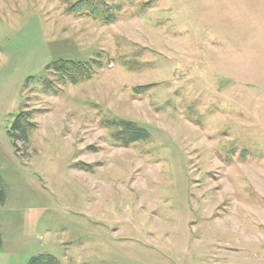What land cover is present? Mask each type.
I'll use <instances>...</instances> for the list:
<instances>
[{"label": "rangeland", "instance_id": "374dc122", "mask_svg": "<svg viewBox=\"0 0 264 264\" xmlns=\"http://www.w3.org/2000/svg\"><path fill=\"white\" fill-rule=\"evenodd\" d=\"M111 1L0 0V264H264V0ZM62 59L99 65L48 91Z\"/></svg>", "mask_w": 264, "mask_h": 264}, {"label": "trees", "instance_id": "16d2710c", "mask_svg": "<svg viewBox=\"0 0 264 264\" xmlns=\"http://www.w3.org/2000/svg\"><path fill=\"white\" fill-rule=\"evenodd\" d=\"M65 3V12L79 17H90L103 24H110L114 22L119 15V12L123 9L122 6L117 5L111 0H63ZM96 59L89 60H58L54 61L47 66V70L52 71V76L56 79H50L46 82V90L59 93L60 89L58 83H78L84 80L91 79L95 74V67L98 66ZM148 86L141 87L145 89ZM136 91L139 92L136 88ZM30 111L20 112L12 125L10 136L13 139V144L17 148L19 153V147H17V141L24 143L28 142L31 132L30 124ZM119 124V123H117ZM121 129L115 134L118 140H122L123 143L130 144L139 140H144L149 137V131L146 128H142L136 125H132L131 122H120ZM124 125V128L122 127ZM129 136V137H127ZM6 201V191L2 186V177L0 175V204ZM3 245V236L0 232V249ZM27 264H61L59 258L51 253H42L33 256Z\"/></svg>", "mask_w": 264, "mask_h": 264}]
</instances>
